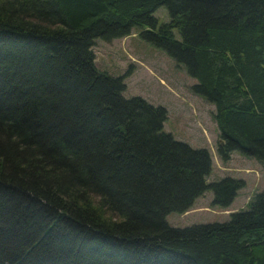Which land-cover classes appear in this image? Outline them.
I'll return each instance as SVG.
<instances>
[{"label":"trees","instance_id":"trees-1","mask_svg":"<svg viewBox=\"0 0 264 264\" xmlns=\"http://www.w3.org/2000/svg\"><path fill=\"white\" fill-rule=\"evenodd\" d=\"M136 26L215 106L220 159L264 167V0H0V264H264V194L226 223L167 222L246 182L208 183L209 150L97 68L96 40Z\"/></svg>","mask_w":264,"mask_h":264},{"label":"rangeland","instance_id":"rangeland-1","mask_svg":"<svg viewBox=\"0 0 264 264\" xmlns=\"http://www.w3.org/2000/svg\"><path fill=\"white\" fill-rule=\"evenodd\" d=\"M154 16L160 25L170 22L164 6L158 8ZM143 31L144 28L136 26L126 38L111 42L97 39L94 47L96 66L114 77L130 73L125 79V98L141 97L154 106L165 107L168 110L166 133L194 149L209 150L214 162L208 183L227 177L247 182L229 208L214 206L213 192L207 191L196 200L189 214L171 213L167 222L176 228L229 222L233 213L249 211L256 197L264 194V167L257 159L239 152H234V158L228 163L220 159L215 106L192 92L198 81L188 74L186 66L144 40ZM175 34L180 37L178 30Z\"/></svg>","mask_w":264,"mask_h":264},{"label":"crops","instance_id":"crops-1","mask_svg":"<svg viewBox=\"0 0 264 264\" xmlns=\"http://www.w3.org/2000/svg\"><path fill=\"white\" fill-rule=\"evenodd\" d=\"M234 158V153L232 154V158H231V160ZM212 159H213V162H214V158L212 157ZM247 183V182H246ZM192 211V209L189 211V212H187V213H185V214H189L190 212Z\"/></svg>","mask_w":264,"mask_h":264},{"label":"water","instance_id":"water-1","mask_svg":"<svg viewBox=\"0 0 264 264\" xmlns=\"http://www.w3.org/2000/svg\"><path fill=\"white\" fill-rule=\"evenodd\" d=\"M219 143H220L221 145H223V144H224V142H223L222 140H220V141H219Z\"/></svg>","mask_w":264,"mask_h":264}]
</instances>
